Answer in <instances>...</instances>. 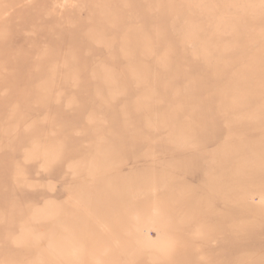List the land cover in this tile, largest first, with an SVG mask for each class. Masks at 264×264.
Listing matches in <instances>:
<instances>
[{
	"label": "rangeland",
	"instance_id": "obj_1",
	"mask_svg": "<svg viewBox=\"0 0 264 264\" xmlns=\"http://www.w3.org/2000/svg\"><path fill=\"white\" fill-rule=\"evenodd\" d=\"M0 264H264V0H0Z\"/></svg>",
	"mask_w": 264,
	"mask_h": 264
}]
</instances>
